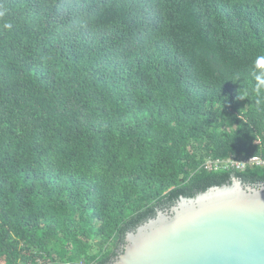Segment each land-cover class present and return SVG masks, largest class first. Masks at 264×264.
<instances>
[{
    "label": "trees",
    "instance_id": "1",
    "mask_svg": "<svg viewBox=\"0 0 264 264\" xmlns=\"http://www.w3.org/2000/svg\"><path fill=\"white\" fill-rule=\"evenodd\" d=\"M257 56L264 0H0V264H112L182 196L264 183L230 163L264 161Z\"/></svg>",
    "mask_w": 264,
    "mask_h": 264
},
{
    "label": "water",
    "instance_id": "2",
    "mask_svg": "<svg viewBox=\"0 0 264 264\" xmlns=\"http://www.w3.org/2000/svg\"><path fill=\"white\" fill-rule=\"evenodd\" d=\"M112 264H264V183L182 196L130 231Z\"/></svg>",
    "mask_w": 264,
    "mask_h": 264
},
{
    "label": "clouds",
    "instance_id": "3",
    "mask_svg": "<svg viewBox=\"0 0 264 264\" xmlns=\"http://www.w3.org/2000/svg\"><path fill=\"white\" fill-rule=\"evenodd\" d=\"M146 20H150V17H147ZM252 75L255 82V90L259 91L261 88H264V56H257L255 58L252 65Z\"/></svg>",
    "mask_w": 264,
    "mask_h": 264
},
{
    "label": "built area",
    "instance_id": "4",
    "mask_svg": "<svg viewBox=\"0 0 264 264\" xmlns=\"http://www.w3.org/2000/svg\"><path fill=\"white\" fill-rule=\"evenodd\" d=\"M211 162H212V161H209V163H211ZM247 162H257V163H261V164L264 163V161L261 160V159L258 158V157H251V158L246 159V160L230 161V163L236 165L237 168H242V167H244L245 164H246Z\"/></svg>",
    "mask_w": 264,
    "mask_h": 264
}]
</instances>
